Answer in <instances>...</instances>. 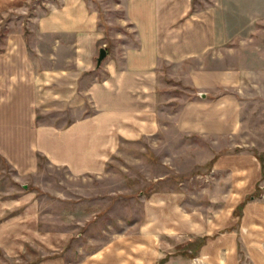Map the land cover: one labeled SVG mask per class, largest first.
I'll list each match as a JSON object with an SVG mask.
<instances>
[{
  "label": "rangeland",
  "instance_id": "1",
  "mask_svg": "<svg viewBox=\"0 0 264 264\" xmlns=\"http://www.w3.org/2000/svg\"><path fill=\"white\" fill-rule=\"evenodd\" d=\"M43 1L28 0L2 15L0 52L20 35L30 45L37 42L36 35L29 37V28ZM183 2L176 6L181 19L174 28L199 31L202 50L185 55L171 47V60L160 61L153 72L140 70V85L123 97L130 105L124 112L148 111L151 91L145 83L149 74L154 76L157 117L151 131L147 118L125 116L131 129L115 135L117 146L98 173L75 176L43 162L39 178L18 181L1 161L6 189L0 200L20 204L3 219L30 208L37 226L32 231L45 236L41 248L31 245L36 240L31 237L28 251L65 264H206L198 252L201 237L174 227L186 228V211L204 215L208 207L209 215L215 214L223 204L232 163L245 157L261 165L253 200L264 204V0ZM108 15L111 31L104 47L133 42L130 27L117 25L121 12ZM194 47L190 44L189 50ZM137 125L143 128L140 133L133 131ZM219 160L222 169L216 167ZM213 201L216 205L210 207ZM241 214L236 213V222ZM242 253L239 264H248ZM11 263L36 264L37 259Z\"/></svg>",
  "mask_w": 264,
  "mask_h": 264
},
{
  "label": "crops",
  "instance_id": "2",
  "mask_svg": "<svg viewBox=\"0 0 264 264\" xmlns=\"http://www.w3.org/2000/svg\"><path fill=\"white\" fill-rule=\"evenodd\" d=\"M27 1L0 0V21L2 15H10L15 5L23 6ZM182 3L183 0H44L37 4L34 11L40 15L31 19L29 28V37L36 35L37 42L30 45L20 35L0 52V194L6 189L2 186L5 177L1 161L18 181L39 178L43 162L83 176L102 171L105 158L117 146L116 134L131 129L125 124V116L138 114V118H147L151 131L157 117L154 81L151 82L154 76L149 74L145 83L151 91L148 111L124 112L130 105L123 97L126 91L140 85V70L149 68L153 72L160 61L171 60L172 48L185 55L202 50L205 44L199 31L174 28L181 19L176 6ZM110 11L121 12L117 25L130 27L134 33L131 44L120 43L111 50L104 47L108 43L106 32L111 31ZM190 44L195 45L193 50H189ZM101 48L106 56L97 66ZM134 93L135 90L133 96ZM132 127L134 132L143 131L140 125ZM217 164L222 169L220 160ZM232 167L231 183L226 192L223 190L220 209L212 216L208 207L204 215L199 211L191 216L186 211L182 216L186 228H174L191 237H201L198 252L206 264H239L240 252L248 264H264V204L253 200L262 176L261 165L245 157L241 163H232ZM217 190L218 186L213 189ZM11 200H0L1 264L36 259V264H65L60 259L44 258L42 252L28 251L31 237L36 238L31 239V245L41 248L45 236L37 229L32 231L37 226L30 208L18 217L3 219L4 214L20 205L18 200ZM215 205L213 201L209 206ZM238 211L242 214L236 222ZM209 217L212 219L207 220ZM22 248L26 252H20Z\"/></svg>",
  "mask_w": 264,
  "mask_h": 264
},
{
  "label": "water",
  "instance_id": "3",
  "mask_svg": "<svg viewBox=\"0 0 264 264\" xmlns=\"http://www.w3.org/2000/svg\"><path fill=\"white\" fill-rule=\"evenodd\" d=\"M105 56H106V51L103 48H101L99 50V52H98V56H97V59H96L97 66L100 65V63L105 58Z\"/></svg>",
  "mask_w": 264,
  "mask_h": 264
}]
</instances>
